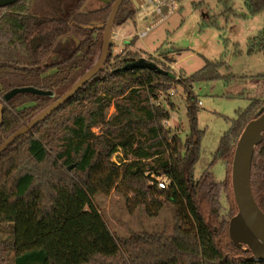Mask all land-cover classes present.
<instances>
[{
  "label": "trees",
  "instance_id": "16d2710c",
  "mask_svg": "<svg viewBox=\"0 0 264 264\" xmlns=\"http://www.w3.org/2000/svg\"><path fill=\"white\" fill-rule=\"evenodd\" d=\"M85 1L18 0L0 7V143L96 60L103 27L93 25L106 21L113 0L81 12ZM229 1L223 0L224 5ZM244 5L252 15L264 11V0H244ZM137 10L133 0H123L114 26L134 20ZM71 30L78 37L73 50L55 61L47 59L59 52L57 39ZM135 39L123 48L124 54H111V43L105 65L71 99L0 153V225L6 234L0 237V264L10 254L13 264H264L250 250L237 248L228 231L229 219L237 212L230 185L235 144L264 100L254 99L239 111L221 137L214 159L228 165L225 179L214 181L209 171L194 178L201 131L191 87L197 79L216 77L223 62L206 61L193 74L175 80L158 60L152 62L162 72L130 67L142 58L127 47ZM174 83L185 94L184 140L163 125L169 109L151 101L164 97L172 109L169 91ZM23 86L53 95L22 92L6 99L10 90ZM110 107L114 112L108 116ZM120 149L124 157L117 164L111 157ZM151 174H166L169 185L159 188ZM119 185L126 198L132 193L150 215L164 205L170 207L172 233L138 232L117 239L93 195ZM250 185L264 212V132L254 148ZM222 192L230 201L228 220L219 218Z\"/></svg>",
  "mask_w": 264,
  "mask_h": 264
},
{
  "label": "rangeland",
  "instance_id": "374dc122",
  "mask_svg": "<svg viewBox=\"0 0 264 264\" xmlns=\"http://www.w3.org/2000/svg\"><path fill=\"white\" fill-rule=\"evenodd\" d=\"M224 3L223 0H175L172 10L163 8V15H154L138 23L129 21L123 34L129 35L128 38L121 37L114 42L113 37L110 38L111 54L116 55L124 54L126 50L123 48L136 36L135 42L127 46L130 51H137L147 61L152 62L154 59L162 62L174 76L178 75L177 80L193 74L206 61L223 62L216 70V77L197 79L191 87L195 99L201 102L196 111V127L201 131V138L193 175L199 178L209 171L217 182L225 179L228 166L223 159H214L221 137L239 111L246 109L254 99L264 100V11L252 15L245 7L244 0H230V12ZM105 5L103 0H86L81 11L89 12ZM116 27L113 24L112 30L117 32ZM146 27L149 28L146 35L138 37L137 32ZM70 36H74L78 42L72 30ZM37 41L38 38L33 39L31 45ZM74 42L72 40L66 48L58 47L60 57L73 50L76 46ZM54 54L57 53H50V56ZM49 58L52 60V57ZM173 87L171 90L174 93L169 95V100L174 107H167L170 117L166 120V126L184 140L188 134L185 94L179 84L174 83ZM107 112L110 116L114 108L110 107ZM93 131L98 133L99 128L95 127ZM112 157V160L122 161V150L115 152ZM124 191L119 185L109 193L98 192L93 195V203L117 239L138 232L172 233L170 207L164 205L154 215H150L144 206L137 203L132 193L126 198ZM220 197L219 218L228 220L230 201L226 199L225 192ZM149 206L154 208L151 204ZM1 228L0 225V237L4 238L6 234ZM5 264H13L12 254Z\"/></svg>",
  "mask_w": 264,
  "mask_h": 264
},
{
  "label": "water",
  "instance_id": "95a60500",
  "mask_svg": "<svg viewBox=\"0 0 264 264\" xmlns=\"http://www.w3.org/2000/svg\"><path fill=\"white\" fill-rule=\"evenodd\" d=\"M18 0H0V7L10 5ZM123 0H113L110 12L104 23L93 27H103L99 54L93 64L82 73L73 84L58 95L47 106L37 112L28 121L5 137L0 143V153L19 136L49 116L54 110L71 99L104 65L110 49V37L116 13ZM137 6L145 0H133ZM130 67H148L161 71L153 62L139 58ZM28 92L36 95L52 96L51 91L41 90L31 86L16 87L6 94V99L17 93ZM3 104L0 103V125ZM264 132V107L256 117L249 120L241 131L234 148L231 162V188L237 212L229 219L228 231L232 243L239 249L250 250L255 260L264 261V212L257 205L251 190L250 171L254 148L262 141ZM70 169V167H68Z\"/></svg>",
  "mask_w": 264,
  "mask_h": 264
},
{
  "label": "built area",
  "instance_id": "2783aa9c",
  "mask_svg": "<svg viewBox=\"0 0 264 264\" xmlns=\"http://www.w3.org/2000/svg\"><path fill=\"white\" fill-rule=\"evenodd\" d=\"M174 1L175 0H145L143 4H141L139 6L136 5L138 10L136 12L134 22L138 23L140 21L146 20L147 18H151L154 15H163V12H164L163 8L166 7L167 11L172 10L174 8ZM148 29L149 28L146 27L145 30H143L141 32H137V36L138 37L145 36ZM112 37H113L112 42L120 40L121 34H120L119 30H117V32L112 30L110 38L112 39ZM171 67L173 68V66H171ZM176 78H178V75L174 76L175 80H177ZM173 93H174V90L169 91V95H172ZM151 101H152V103H154L156 105H159L162 102L166 107H168V104L166 103V101L163 97H160L158 99H152ZM200 104H201V102L197 101V105L199 106ZM163 125H165V126L167 125L166 120L163 121ZM113 158L114 157H111V160ZM112 161L117 163V164L119 163L116 160H112ZM152 177L155 179L159 188H165L170 183V179L166 174H161L158 176L152 175ZM257 264H259V263H257Z\"/></svg>",
  "mask_w": 264,
  "mask_h": 264
},
{
  "label": "flooded vegetation",
  "instance_id": "af4514ba",
  "mask_svg": "<svg viewBox=\"0 0 264 264\" xmlns=\"http://www.w3.org/2000/svg\"><path fill=\"white\" fill-rule=\"evenodd\" d=\"M104 3L108 4L109 2H111V0H103ZM82 7V6H81ZM80 11H81V8H80ZM81 12H84V11H81ZM69 35L71 34V32L68 33ZM67 34V35H68ZM66 35H63L61 37H59L56 41V46L57 47H60V48H66L68 47L70 44L69 42L67 43L66 39H63V37H65ZM63 39V40H61ZM65 40V41H64ZM60 53L58 52L57 54H54L53 56L51 55L50 57H52V60L55 61L59 58V55Z\"/></svg>",
  "mask_w": 264,
  "mask_h": 264
},
{
  "label": "crops",
  "instance_id": "0c3cea01",
  "mask_svg": "<svg viewBox=\"0 0 264 264\" xmlns=\"http://www.w3.org/2000/svg\"><path fill=\"white\" fill-rule=\"evenodd\" d=\"M129 21H134V20H128V21H126L124 24H122V25L116 27V29L119 30V32H120L122 38H128V37H129V35H128V36L123 35V34H125V32H126V30H125L124 27L129 23ZM70 35H71V34H70ZM70 35L68 34L67 36L63 37V39H66L67 43L69 42V44L72 42V40H73V41H76L75 38H74V36H70ZM123 36H124V37H123ZM63 39H61V40H63ZM64 41H65V40H64Z\"/></svg>",
  "mask_w": 264,
  "mask_h": 264
}]
</instances>
